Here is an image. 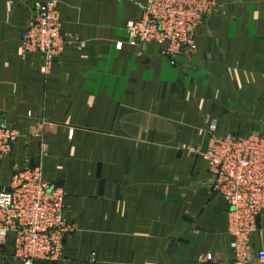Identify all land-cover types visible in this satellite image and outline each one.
<instances>
[{"label": "crops", "instance_id": "crops-1", "mask_svg": "<svg viewBox=\"0 0 264 264\" xmlns=\"http://www.w3.org/2000/svg\"><path fill=\"white\" fill-rule=\"evenodd\" d=\"M43 1L0 0V117L20 135L0 188L14 165H43L66 191L75 230L50 264H232L229 205L197 151L212 123L216 135L264 131V0H219L176 64L128 43L148 0H60L67 42L49 72L20 49ZM4 248L0 264H19L13 238Z\"/></svg>", "mask_w": 264, "mask_h": 264}, {"label": "built area", "instance_id": "built-area-1", "mask_svg": "<svg viewBox=\"0 0 264 264\" xmlns=\"http://www.w3.org/2000/svg\"><path fill=\"white\" fill-rule=\"evenodd\" d=\"M122 2L124 0H112ZM220 8L218 0H148L141 19L129 21V44H156L171 63L186 50H197V37L207 19ZM60 0L38 3L28 29L21 35V56L41 54L50 71L62 54ZM217 124L210 126L211 133ZM40 132V131H39ZM20 135L0 117V166L11 157ZM48 144L42 140L41 153ZM214 175L212 189L229 205L232 264H264V249L252 251L258 217L264 215V131L212 136L206 151H197ZM67 193L48 181L42 166L14 165L9 183L0 188V249L14 239L19 264L56 263L74 232L67 218Z\"/></svg>", "mask_w": 264, "mask_h": 264}, {"label": "rangeland", "instance_id": "rangeland-1", "mask_svg": "<svg viewBox=\"0 0 264 264\" xmlns=\"http://www.w3.org/2000/svg\"><path fill=\"white\" fill-rule=\"evenodd\" d=\"M218 2H219V0H218ZM219 5H220V8H219V9H218V10H217L212 16H214L215 14H217V13L221 10V3H220V2H219ZM212 16H210V17H212ZM60 17H61V16H60ZM61 22H62V20H61ZM205 23H206V22H205ZM204 25H205V24H204ZM126 29H127V25H126ZM127 32H128V30H127ZM23 33H24V32H23ZM23 33H22V34H23ZM62 34H63V32H62ZM128 34H129V33H128ZM63 37H64V35H63ZM64 39H65V37H64ZM65 41H66V40H65ZM66 42H67V41H66ZM128 43H129V41H128ZM196 43H197V42H196ZM82 45L84 46L85 44L82 43ZM129 45H130V44H129ZM65 46H66V45H65ZM130 46H131V45H130ZM131 47H133V46H131ZM20 48H21V40H20ZM64 48H65V47H64ZM63 51H64V50H63ZM189 51H190V50H189ZM62 53H63V52H62ZM33 55H36V54H33ZM39 55H41V54H39ZM29 56H30V55H29ZM42 56H43V55H42ZM60 56H61V55H60ZM60 56H59V57H60ZM21 57H22V56H21ZM59 57H58V58H59ZM26 58H27V57H26ZM26 58H23V59H26ZM44 58H45V57H44ZM58 58H57V59H58ZM57 59H56V60H57ZM54 63H55V62H54ZM216 131H217V129H216ZM216 131L214 132V135H215V136H219V135H216V134H215ZM18 133H19V132H18ZM223 135H224V134H223ZM211 137H212V136H211ZM211 139H212V138H211ZM206 150H207V149H206ZM206 150H205V151H206ZM48 152H49V149H48V151H47V154H48ZM194 152H195V151H194ZM197 154H199V153L197 152ZM199 156H200V154H199ZM44 157H45V156H44ZM200 157H201V156H200ZM202 159H203V158H202ZM208 164H209V163H208ZM39 166H42L43 171H44V174H45V168H44V166H43V165H39ZM32 167H37V166H32ZM210 171H211V170H210ZM211 173H212V172H211ZM212 174H213V173H212ZM212 191H213L216 195H218L213 189H212ZM65 192H66V191H65ZM66 207H67V206H66ZM261 217H262V216H261ZM67 218H68V217H67ZM228 219H229V218H228ZM68 221H69V220H68ZM74 230H75V229H74ZM228 232H229V229H228ZM73 233H74V232H73ZM73 233H72V234H73ZM72 234H71V235H72ZM69 236H70V235H69ZM69 236H68V237H69ZM229 236H230V234H229ZM68 237H67V239H68ZM230 238H231V236H230ZM67 239H66V240H67ZM65 243H66V242H65ZM230 245H231V243H230ZM230 250H231V247H230ZM64 255H65V249H64ZM63 259H64V256H63ZM39 264H42V263L40 262ZM48 264H50V263H48Z\"/></svg>", "mask_w": 264, "mask_h": 264}, {"label": "water", "instance_id": "water-1", "mask_svg": "<svg viewBox=\"0 0 264 264\" xmlns=\"http://www.w3.org/2000/svg\"><path fill=\"white\" fill-rule=\"evenodd\" d=\"M257 221H258V227H259L260 226V221H261V217L260 216L258 217ZM41 263L42 264H48V262H41Z\"/></svg>", "mask_w": 264, "mask_h": 264}]
</instances>
